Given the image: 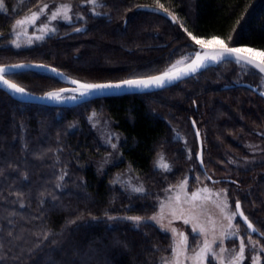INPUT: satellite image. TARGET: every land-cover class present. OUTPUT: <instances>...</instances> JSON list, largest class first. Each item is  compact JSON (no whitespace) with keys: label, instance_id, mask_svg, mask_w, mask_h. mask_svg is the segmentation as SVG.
I'll list each match as a JSON object with an SVG mask.
<instances>
[{"label":"trees","instance_id":"obj_1","mask_svg":"<svg viewBox=\"0 0 264 264\" xmlns=\"http://www.w3.org/2000/svg\"><path fill=\"white\" fill-rule=\"evenodd\" d=\"M89 2L4 0L0 66L45 64L73 79L110 83L159 75L197 51L188 32L264 50V0H160L175 20L145 9H160L156 0ZM62 3L74 7L72 23L54 21L56 30L42 40L30 28L21 41L17 21ZM260 75L224 62L163 91L76 107L23 102L0 89V264H163L170 236L121 216H149L169 187L190 179L195 189L198 174L231 189L263 239L264 162L246 159L255 155L249 139L264 144V98L240 86L260 88ZM8 78L41 95L66 86L35 71ZM101 117L112 122L115 147L102 139ZM115 148L120 157L109 161Z\"/></svg>","mask_w":264,"mask_h":264},{"label":"rangeland","instance_id":"obj_2","mask_svg":"<svg viewBox=\"0 0 264 264\" xmlns=\"http://www.w3.org/2000/svg\"><path fill=\"white\" fill-rule=\"evenodd\" d=\"M63 4L66 3L58 4L52 7L47 6L46 11L40 15L38 20H36L35 25L29 23L21 26L20 27L21 28L20 36L22 37L21 41H24V38L29 36L30 28L34 29L35 32L34 35L37 36H45L53 33L52 31L42 32L40 31V29L43 28L44 24H47L49 29L55 28V25L53 23L54 21L50 20L49 17L52 12L56 11L58 7ZM84 4L85 3H83V5ZM89 4L90 6L93 7V5L90 2ZM70 7H71V11L68 13L70 19L64 20L62 17H58L57 20L59 19L60 21L68 24L72 23L77 13L74 12L73 6L70 5ZM228 46L232 47L231 45ZM196 47L198 48L200 46L196 45ZM211 47H216V45H210L209 48ZM192 53H189L185 56H190ZM183 57H181L180 59H182ZM18 64L29 66L35 63H17V64L3 65V66L14 68L12 66ZM170 67L171 65L168 68ZM74 80L83 83H91V82L81 81L78 79H74ZM260 88L264 90V85H262L261 82H260ZM61 89L69 90L67 92L62 93L63 97L71 96V95L79 97V92L72 91L74 88L72 86H69L68 84H66V86H64ZM60 90H56V91H60ZM101 118L102 120H100L98 124V129L104 143L116 145L115 139L118 140L119 137L117 133L113 130L112 122L105 120L104 117ZM247 146L250 152L256 155L247 158L246 159L247 162L250 163L254 160L257 161L260 160L258 162H264V156H263L264 144L262 143V141L249 139L247 141ZM111 155L112 156L108 158L109 161L118 160L120 157L118 150L116 148L113 150ZM196 179L200 182L199 185L192 191L190 190L189 187L190 179L183 180L179 182L177 185L169 187L165 197L160 199L157 209L149 216L142 217V221L139 223V224H143V223L155 224L158 228H160L163 232H165L170 236L172 242L171 253L169 256L164 258L163 264H165V261L173 259L176 256L177 252L179 251V248L185 247V237L187 238L186 240L187 251L182 256H180L182 264H194L193 260L190 259V257H192L195 252L199 251V249L203 246L205 239L211 242L213 240V237L216 238V242L212 244L213 249L217 253H219L221 247L225 249V251L222 254L223 264H229L233 255V250L239 252V241L241 239H243L245 245L244 258L242 261L238 262V264H246V263L264 264V250H262L264 249V238L260 239L258 237L259 236L258 234H254L250 232V230L248 229V227L245 225V223L242 221L241 217L238 214L232 220V227L231 228L229 227V221L228 219H226V215H231L233 212L238 211L235 208L236 199L234 200V197L232 195L233 192L231 191V189H229L227 186L218 183L216 184V183H212L211 181L209 182L206 177L201 178L200 174L196 176ZM203 189H208L209 191L208 192L201 191ZM196 192H200L199 197L195 200L191 199L192 194ZM215 193H220V195L217 196L215 195ZM225 193H226V201L228 205L227 208H224L223 206V202L225 201ZM126 217L128 216H121V218L123 219H126ZM152 217H156L157 219L153 220L151 219ZM185 221H188V223H185ZM194 228L195 231L193 230ZM201 228L204 229V232L200 231ZM237 229H238L237 237L231 238L225 236L221 243L222 232L235 231ZM252 242H255L256 245L255 249L253 248ZM185 257H188V259H185ZM253 257H258V261L254 260ZM206 264H219V261L213 260L211 257H209L208 260L206 261Z\"/></svg>","mask_w":264,"mask_h":264},{"label":"snow or ice","instance_id":"obj_3","mask_svg":"<svg viewBox=\"0 0 264 264\" xmlns=\"http://www.w3.org/2000/svg\"><path fill=\"white\" fill-rule=\"evenodd\" d=\"M90 3L93 6H100L97 5V0H90ZM156 4L158 7L163 10L164 12H167L168 10L164 8V5L160 3V0H156ZM47 9V5H45L43 8L40 9L39 12L32 13L31 16L26 17L24 20H19L16 22V27H20L26 24H33L35 25L36 20L39 19L40 15L44 13ZM5 5L4 0H0V11H4ZM155 10V9H153ZM71 11L70 5L63 4L58 7V9L51 13L49 19L52 21L57 20L58 17H62L64 20H69L70 17L68 13ZM171 15V13H169ZM175 20L176 18L173 17ZM42 32L47 31H55V28L49 29L47 24H44L43 28L40 29ZM77 31H80V29H77ZM187 32V29H185ZM188 36L191 38L192 41L196 45H199L201 49L204 51H193V53L190 56H185L180 60H177L176 63L172 64L170 68L162 72L160 75L151 76L147 79H127L122 81L121 83L111 84V83H81L77 80H72V84L78 85L79 88V96L80 97H87L90 94H94L98 90H104V89H121L124 87H127L129 89H151L152 87L156 88H164L169 84H172L176 81L182 80L184 77L192 76L199 72L203 68L208 67V62L213 63H222V62H234L238 65H240L242 68L246 69H255L257 70L258 74H264V50H257L255 48H244V47H229L228 44L225 43L223 39H221L218 36H212L210 39H203L199 38L195 35H193L191 32L187 33ZM43 36H37L36 39L42 40ZM229 40H231V36L228 37ZM19 37L17 36L16 40L13 41L15 46L17 48L20 47ZM29 44L32 43V40L29 39L27 41ZM210 45H216V47L209 49ZM14 68H24L25 65H13ZM38 68H43V65H37ZM9 71V69H5L3 67H0V86L5 87L6 89L10 90L13 94H20L21 96L26 95L25 89L18 86L16 83H13L9 79H6V73ZM51 71L53 73H56L57 70L55 68H52ZM62 75V74H59ZM261 84L264 85V75H260ZM69 91L68 89H61L60 91H51L47 93V98L54 101H61L62 99H68V100H75L77 97L74 95L62 97V93ZM72 91H77L76 89H73ZM261 95H264V91L260 93ZM193 125L195 126V122L193 121ZM196 135L199 136V131L196 132ZM115 147V145H113ZM159 167L167 170L168 164L164 161L163 156L160 157V160L158 162ZM62 178V177H61ZM133 191L135 192H142V187L134 188ZM201 191L208 192V189H203ZM200 192H196L192 194L191 199L195 200L199 197ZM215 195L219 196L220 193H215ZM219 206V205H218ZM224 208H227V201H226V193H225V201L223 202ZM235 208L238 210L237 212H233L231 215H226V219L229 221V227H232V220L235 218V216L238 214L244 222L247 224L248 229H251L253 232L257 231L253 227V225L248 222L247 217L244 216V213L242 211H239L241 206L239 202H236ZM223 210V209H222ZM127 220L134 222L137 226L142 221V217L139 216H128L126 217ZM151 219L156 220V217H152ZM185 223H188V221H185ZM195 231V228L193 229ZM201 232H204V229H200ZM231 237L235 238L238 236V229L235 231H229V232H222L221 233V243L223 238ZM186 240L185 237V247L179 248V251L177 252L176 256L171 259L165 261V264H182V261L180 259V256H182L186 251ZM216 242V238L213 237V240L209 242L207 239H205L203 246L199 249L198 252H195L190 259L193 260L194 264H206V261L209 257H211L213 260L219 261V264H223L222 254L225 251L223 247L220 248L219 253H217L213 247L212 244ZM253 248L255 249L256 245L255 242H252ZM244 241L241 239L239 241V252H236L233 250L232 258L229 262V264H238V262L242 261L244 258ZM264 250V249H262ZM185 259H188V257H185ZM254 260L258 261V257H253Z\"/></svg>","mask_w":264,"mask_h":264},{"label":"water","instance_id":"obj_4","mask_svg":"<svg viewBox=\"0 0 264 264\" xmlns=\"http://www.w3.org/2000/svg\"><path fill=\"white\" fill-rule=\"evenodd\" d=\"M145 9L148 10V11H151V12H154V13H157V14H161V15H164V16H166L168 18L173 19L172 15H169V13L164 12L161 9L154 8V7H146ZM153 9H155V10H153ZM211 48H214V47H211ZM211 48H209L208 50H210ZM197 51H204V50L201 49L200 47H198ZM222 63H224V62H222ZM219 64H221V63H219ZM219 64L213 63V62H208V67L207 68H203L199 72H197L196 74H194L192 76L184 77L182 80H179V81H176V82H174L172 84H169V85H167L164 88L152 87L151 89H129L127 87H124V88H121V89H104V90H98L94 94H90L87 97H83L82 98V97L79 96L75 100H66V99H62L61 101L50 100V99L47 98V94L41 95V94L32 93V92L28 91L27 89H25L24 87H22L21 85H19L17 83L16 84L18 86H20V87L25 89L26 95L21 96L20 94H13L10 90L6 89L3 86H0V89H2L5 92H7L14 99L19 100V101H23V102H29V103L45 105V106H50V107H76L78 105H81V104H84L86 102H89V101H92V100H95V99H99V98L120 97V96H125V95H138V94L152 93V92H155V91H163V90L172 88V87H174L176 85H179L183 81H186L188 79L196 77V76L200 75L201 73L207 71L211 67L218 66ZM37 65H43L44 67L43 68H38V67H36ZM0 67H3L5 69H9V71L6 73V79H9L8 75H11V74H14V73H17V72L35 71V72H41V73L43 72V73H46V74H51V75L57 76V77L61 78V80H63L66 84H68L69 86H72L74 89L78 88V85L71 83V81L74 80V79H72L71 77L66 75L64 72L58 70L57 68L49 66V65L33 64V65L25 66L24 68H16V69L15 68L4 67V66H0ZM52 68H55L57 70V72L53 73L51 71ZM59 74H62V75H59ZM261 75H264V74H261ZM147 78H149V77H142V78H135V79H147ZM9 80L12 81L11 79H9ZM12 82L15 83L14 81H12ZM121 82L122 81L110 82V83L111 84H116V83H121ZM81 83H83V82H81ZM240 86L249 88V89L253 90L255 93H257L259 96L264 98V95L260 94L264 90L260 89L259 87L255 86V85H252V84H249V83H242V84H240ZM193 129L195 131V135H196V132L199 131V136L196 135L197 141H198V145H199L198 161L200 163V167H201L202 171L205 174H207L205 161H204L205 149H204L203 137H202V133L199 130L196 122H195V126L193 125ZM208 179L212 183H217L218 182V180L213 179L211 176H208ZM240 206H241V204H240ZM239 211H242L244 213L242 206H241ZM244 216H246L245 213H244ZM247 220H248V222L251 223V221L248 219V217H247ZM242 221L244 222L243 219H242ZM245 225L247 226L246 223H245ZM253 227L255 229H257L254 225H253ZM249 230H250V232H252L254 234H259L258 229L255 232H253L251 229H249Z\"/></svg>","mask_w":264,"mask_h":264},{"label":"bare ground","instance_id":"obj_5","mask_svg":"<svg viewBox=\"0 0 264 264\" xmlns=\"http://www.w3.org/2000/svg\"><path fill=\"white\" fill-rule=\"evenodd\" d=\"M76 90H77V92H79V88H77ZM62 97H63V95H62Z\"/></svg>","mask_w":264,"mask_h":264}]
</instances>
